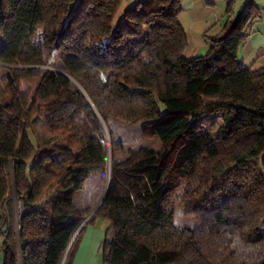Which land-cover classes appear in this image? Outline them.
Masks as SVG:
<instances>
[{"label":"trees","instance_id":"obj_1","mask_svg":"<svg viewBox=\"0 0 264 264\" xmlns=\"http://www.w3.org/2000/svg\"><path fill=\"white\" fill-rule=\"evenodd\" d=\"M121 1L0 0V63L17 66L1 77V226L13 220L12 185L22 206L17 234L0 229L2 264H68L96 218L107 221V264H264V67L236 60L256 7L185 57L179 0H134L116 19ZM199 90L210 101L196 107ZM211 112L214 135L196 124ZM40 117L43 143L30 131ZM114 118L149 125L162 143L186 136L179 196L152 148L113 137ZM108 166L98 208L76 207L85 179L105 183ZM177 201L197 226L175 223Z\"/></svg>","mask_w":264,"mask_h":264},{"label":"rangeland","instance_id":"obj_2","mask_svg":"<svg viewBox=\"0 0 264 264\" xmlns=\"http://www.w3.org/2000/svg\"><path fill=\"white\" fill-rule=\"evenodd\" d=\"M134 2V1H133ZM44 55H47V51H44ZM10 67H17L14 65H2L0 63V104L7 105L9 103V92L1 81V77L8 72ZM36 78L29 76L23 78L20 83L21 91H28L33 89L35 85ZM196 107L205 104L210 101L208 98L202 96L201 91L199 90L197 94L188 99ZM44 114H42L43 116ZM220 123L219 113L211 112L205 114L197 122V126L205 131L215 134L217 127ZM30 131L32 136L37 137L40 143H43V140L49 137L47 132V127L44 123V120H36V122L30 124ZM112 135L116 140H120L123 143L125 149L127 148H138L140 146H147L152 148L155 151V156L153 157V162L155 163H164L168 166L169 170L167 173V179L172 180L175 183V196H179L182 190V187L188 181V177L185 174H181L178 170V160L181 156L182 151L185 149L187 142L186 136H177L172 138L167 143L160 142L156 136L153 134L152 129L149 125L144 123H134L124 119L114 118L111 122ZM108 134V133H107ZM109 139V134L107 135ZM107 139V140H108ZM33 140V139H32ZM109 141V140H108ZM108 169L107 167V178H108ZM107 180L105 183L101 179L99 172H92L83 182L82 187L75 193L73 201L76 207H84L87 205L95 204L100 196H102L104 191V186H106ZM13 184V183H12ZM105 184V185H104ZM11 199H12V210H13V220L9 217V214L6 215L5 225L0 224V229L5 230L13 226L15 234L18 232L19 227V215L22 211L21 203L18 201L15 192L14 186H11ZM100 201V200H99ZM99 203V202H98ZM96 204V206L98 205ZM95 206V207H96ZM94 207V208H95ZM98 208V206H97ZM175 214L174 220L178 225H184L187 227L197 226V222L194 218L189 217L183 212L181 204L177 201L174 204ZM88 217L85 219L87 220ZM101 222L106 223L107 221L102 218H96L90 226H99ZM105 226V228H106ZM0 230V240L3 238V234ZM105 231V229H104ZM18 240V239H17ZM0 264H2V254L0 253Z\"/></svg>","mask_w":264,"mask_h":264},{"label":"crops","instance_id":"obj_3","mask_svg":"<svg viewBox=\"0 0 264 264\" xmlns=\"http://www.w3.org/2000/svg\"><path fill=\"white\" fill-rule=\"evenodd\" d=\"M133 1H121L116 19L127 7L134 4ZM251 3L258 14L248 23L246 37L238 48L236 60L246 68L264 67V0H179L177 20L186 42L183 56L205 54L210 45L209 37L220 32L226 18L244 12ZM105 226L104 222L97 227L90 224L85 226L68 264H107L102 255Z\"/></svg>","mask_w":264,"mask_h":264},{"label":"water","instance_id":"obj_4","mask_svg":"<svg viewBox=\"0 0 264 264\" xmlns=\"http://www.w3.org/2000/svg\"><path fill=\"white\" fill-rule=\"evenodd\" d=\"M2 65H4V64H2ZM6 65V64H5ZM58 71V70H57ZM60 73H62L61 71H59ZM63 74V73H62ZM76 83V82H75ZM77 84V83H76ZM78 85V84H77ZM79 86V85H78ZM80 87V86H79ZM104 125V124H103ZM105 127V126H104ZM105 130H106V127H105ZM106 132H107V130H106ZM108 135V134H107ZM107 139H108V136H107ZM109 140V139H108ZM107 140V141H108ZM108 145H109V141H108ZM109 176H110V167H109V169H108V178H107V182H106V186H105V189H104V192H103V194H102V196H101V199H100V201H99V203H98V205L97 206H99V204H101V202L103 201V198H104V195H105V193H106V190H107V188H108V184H109ZM97 206L95 207V209L97 208ZM86 222V220H84L83 221V223L82 224H84ZM82 224L80 225V227H79V229L81 228V226H82Z\"/></svg>","mask_w":264,"mask_h":264},{"label":"built area","instance_id":"obj_5","mask_svg":"<svg viewBox=\"0 0 264 264\" xmlns=\"http://www.w3.org/2000/svg\"><path fill=\"white\" fill-rule=\"evenodd\" d=\"M1 242V241H0Z\"/></svg>","mask_w":264,"mask_h":264}]
</instances>
